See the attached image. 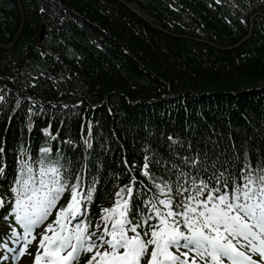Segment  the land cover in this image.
Returning <instances> with one entry per match:
<instances>
[{
    "label": "trees",
    "instance_id": "obj_1",
    "mask_svg": "<svg viewBox=\"0 0 264 264\" xmlns=\"http://www.w3.org/2000/svg\"><path fill=\"white\" fill-rule=\"evenodd\" d=\"M43 26L44 51L36 47ZM257 84L264 0H0V148L5 142L8 155L28 139L34 107L17 110L19 97L55 104L46 113L71 140L91 114L87 101L105 99L92 159L104 206L125 176L123 158L133 165L148 152L164 177L184 156L207 154L217 171L234 173L246 154L263 160Z\"/></svg>",
    "mask_w": 264,
    "mask_h": 264
},
{
    "label": "snow or ice",
    "instance_id": "obj_2",
    "mask_svg": "<svg viewBox=\"0 0 264 264\" xmlns=\"http://www.w3.org/2000/svg\"><path fill=\"white\" fill-rule=\"evenodd\" d=\"M39 151L38 161L25 158L10 188L14 206L5 218L11 232L4 247L14 255L23 256L35 242L33 264H78L84 253L89 254L85 264H264V167H253L247 156L235 173L217 171L207 154L203 160L199 154L184 156L180 165H172L174 173L167 170L169 179L160 178L159 183L146 156L142 175L153 182L156 193L143 199L146 186L133 175L129 185L115 192L114 203L101 209V222L93 226L87 215L99 182L82 184L79 174L48 156L51 148ZM138 183L141 199L133 222ZM53 213L55 219L48 222ZM7 239L21 247L8 248Z\"/></svg>",
    "mask_w": 264,
    "mask_h": 264
},
{
    "label": "bare ground",
    "instance_id": "obj_3",
    "mask_svg": "<svg viewBox=\"0 0 264 264\" xmlns=\"http://www.w3.org/2000/svg\"><path fill=\"white\" fill-rule=\"evenodd\" d=\"M132 5L135 6L137 8V14H139L140 16H144L148 11L146 9H144L138 2L133 1ZM159 28H161V25L159 26Z\"/></svg>",
    "mask_w": 264,
    "mask_h": 264
}]
</instances>
